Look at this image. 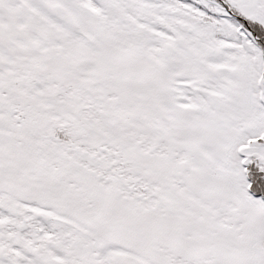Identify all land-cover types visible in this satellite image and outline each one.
<instances>
[{"label":"snow or ice","instance_id":"6c2138e0","mask_svg":"<svg viewBox=\"0 0 264 264\" xmlns=\"http://www.w3.org/2000/svg\"><path fill=\"white\" fill-rule=\"evenodd\" d=\"M0 264H264V0H0Z\"/></svg>","mask_w":264,"mask_h":264}]
</instances>
